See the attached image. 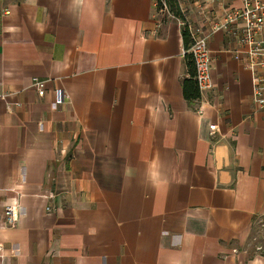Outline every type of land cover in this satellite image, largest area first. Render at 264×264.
I'll return each instance as SVG.
<instances>
[{"label": "crops", "instance_id": "crops-1", "mask_svg": "<svg viewBox=\"0 0 264 264\" xmlns=\"http://www.w3.org/2000/svg\"><path fill=\"white\" fill-rule=\"evenodd\" d=\"M155 1L0 0V264H264V108L227 34L183 93V31L240 3Z\"/></svg>", "mask_w": 264, "mask_h": 264}, {"label": "built area", "instance_id": "built-area-1", "mask_svg": "<svg viewBox=\"0 0 264 264\" xmlns=\"http://www.w3.org/2000/svg\"><path fill=\"white\" fill-rule=\"evenodd\" d=\"M238 1L240 3L238 7L226 10L224 15L218 20L209 19L205 9L201 7V16L204 18L207 27L204 30H191V44L188 49L183 51V54H189L192 58L194 79L198 92L200 94L208 92L212 89L210 78L212 59L208 49V40L217 31L227 34L235 45L233 53L245 57L246 67L252 72V102L257 109H263L264 0ZM158 3L164 10L166 9V3L163 0L155 1L156 8ZM180 10L182 15H184V8ZM32 81V86L37 90L38 96L42 97L44 95L43 82L37 78ZM215 129V125L209 126V131H214ZM17 216L18 207L16 204L5 206L4 220L8 225L12 226Z\"/></svg>", "mask_w": 264, "mask_h": 264}, {"label": "trees", "instance_id": "trees-1", "mask_svg": "<svg viewBox=\"0 0 264 264\" xmlns=\"http://www.w3.org/2000/svg\"><path fill=\"white\" fill-rule=\"evenodd\" d=\"M167 5V11L169 14L173 15L175 18L183 19V15L181 13L178 0H164ZM182 37L184 40V44L187 45L190 41L189 34L187 31H183ZM187 68L189 73V78L185 79L183 83V93L186 99L195 100L199 97V92L197 89L196 81L194 79V66L192 62V58L189 54H185Z\"/></svg>", "mask_w": 264, "mask_h": 264}, {"label": "rangeland", "instance_id": "rangeland-1", "mask_svg": "<svg viewBox=\"0 0 264 264\" xmlns=\"http://www.w3.org/2000/svg\"><path fill=\"white\" fill-rule=\"evenodd\" d=\"M164 1V0H163ZM165 2V1H164ZM166 3V2H165ZM157 15L158 16H163V15H170L171 17L175 18L173 15L169 14L168 11H167V5H166V9L164 10L161 5L158 3V6H157ZM178 19V18H177ZM261 238H263L262 235H260ZM261 240V239H260Z\"/></svg>", "mask_w": 264, "mask_h": 264}]
</instances>
